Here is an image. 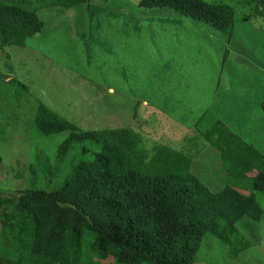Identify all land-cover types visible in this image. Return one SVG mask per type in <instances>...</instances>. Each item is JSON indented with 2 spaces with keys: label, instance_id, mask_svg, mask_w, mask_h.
<instances>
[{
  "label": "rangeland",
  "instance_id": "1",
  "mask_svg": "<svg viewBox=\"0 0 264 264\" xmlns=\"http://www.w3.org/2000/svg\"><path fill=\"white\" fill-rule=\"evenodd\" d=\"M112 1L126 9L116 19L147 14L156 21L130 27L114 20L98 32L85 4L45 8L39 13L45 21L42 34L22 46L0 42V213L6 208L2 200L18 198L20 189L56 188L82 155L79 144L55 173L58 144L67 132L32 138L33 98L82 130L133 127L149 149L164 143L191 149L196 170L205 175L210 160L218 167L217 155L206 140L190 136L196 135L192 126L201 110L218 93L219 116L264 152V17L255 14L254 0H208L235 7L232 39L170 9H131L129 2L136 0ZM16 81L29 87V100L15 95L26 94ZM158 102L157 108L151 105ZM121 154L112 152L111 161L121 162ZM220 179L209 185L217 186ZM257 197L264 208V193ZM236 226L249 247L234 255L229 245L207 233L195 264H264V217H245Z\"/></svg>",
  "mask_w": 264,
  "mask_h": 264
},
{
  "label": "trees",
  "instance_id": "2",
  "mask_svg": "<svg viewBox=\"0 0 264 264\" xmlns=\"http://www.w3.org/2000/svg\"><path fill=\"white\" fill-rule=\"evenodd\" d=\"M136 1L127 0L131 9H170L229 39L234 34L233 5L208 0ZM254 1L255 14L264 17V0ZM82 4L93 14L90 24L96 31L114 20L130 27L156 21L147 14L132 22L116 19L126 9L112 0H0V42L22 46L44 32L40 10ZM17 82L26 94L15 95L29 100V87ZM33 99L32 138L67 132L58 144L55 173L77 145L82 144L83 151L56 188L28 187L18 190V198L2 200L6 208L0 213V264H195L207 233L229 245L234 255L249 247L236 223L245 217L258 221L264 217L257 197L264 193V152L235 132L223 114L219 116L216 102L202 110L192 126L196 135L190 139L203 138L217 155L218 167L210 160L207 165H213L201 175L191 149L166 143L149 149L133 127L82 130ZM260 107L264 114V97ZM112 152L122 153L124 159L111 161ZM215 178H221L218 185H209Z\"/></svg>",
  "mask_w": 264,
  "mask_h": 264
},
{
  "label": "crops",
  "instance_id": "3",
  "mask_svg": "<svg viewBox=\"0 0 264 264\" xmlns=\"http://www.w3.org/2000/svg\"><path fill=\"white\" fill-rule=\"evenodd\" d=\"M127 21H131V22H132V21H134V20L129 19V20H127ZM214 102H215V99H213V103H214ZM145 103H146V101H145ZM213 103H212V104H213ZM146 104H147V103H146ZM158 104H159V102H158V103H152L151 105H154V107L157 108L156 106H157ZM202 110H203V109H202ZM202 110H201V112H202Z\"/></svg>",
  "mask_w": 264,
  "mask_h": 264
}]
</instances>
